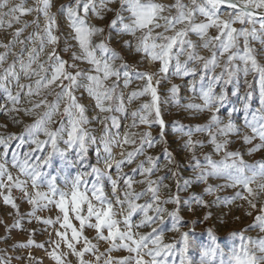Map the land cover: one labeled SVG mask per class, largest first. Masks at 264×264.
<instances>
[{
  "label": "snow or ice",
  "instance_id": "obj_1",
  "mask_svg": "<svg viewBox=\"0 0 264 264\" xmlns=\"http://www.w3.org/2000/svg\"><path fill=\"white\" fill-rule=\"evenodd\" d=\"M116 0H75L74 5H62L65 11L69 26L72 30V39L79 46L80 54L72 53L73 61L86 62L91 67L85 72L77 68L75 63L68 64L57 54L55 47L48 54L51 62V76H41L47 69L43 64H39V71H34L32 65L35 64L41 53L45 50V41L47 45L55 46L59 38L54 35L53 29L56 26V17L50 15L52 7L51 0H36L35 8H26L23 4L13 6L5 15L18 22L20 16L31 14L33 11L42 13L46 25L43 29L44 35L37 34L36 40L40 42L39 50L33 47L28 52V61L23 59L3 68L0 73V87H3L7 93L8 100L13 104L11 111H20L15 105L20 103V94L27 88L26 96H39L44 89H50L56 85L61 90L56 93L53 102L49 103L46 99L39 102H32V108L25 110V115H30L39 108L45 111L35 120L34 123L27 125L24 132L18 137L14 134L7 137H0V147L4 151L0 153V189H7L8 195L3 197L6 205L19 209L11 197L12 188H16L23 193L28 204L32 205V212L28 215L35 217L39 222L47 226L59 225L55 228V234L58 237L50 243L55 244L53 251L48 255L54 264H70L67 260L69 255L76 257L77 264H175V260H169V257L179 255V264H264V237L252 239L239 234L240 243L233 244L231 249L225 253L216 243V237L210 232V244L208 246L198 245L188 232L180 234V248L176 250L175 243H164V231L153 227L156 224L164 223V214L166 210L161 204H179V197L170 198L161 201L160 184L163 177L159 180H152L150 177L158 169V164L153 157L148 156L145 162L137 165L133 173L139 172L144 177L140 181H135L133 175L123 173L124 165H131L136 157L144 154V146L153 147L156 141L151 137L150 132L140 134V145L134 151H122L123 159L116 160L112 154L113 145L123 148L124 145H134L133 139L135 133H125L120 136L119 131L113 134L110 128H120V122L115 115H108L101 118L99 114L103 113H126L124 97L118 93L119 80L121 75L124 77V87L127 88L133 77L137 80L146 81L143 88L134 91L128 97V102L139 97L150 95L151 100L144 103L140 108L131 113L135 128L139 125L152 126L153 123L159 124L163 129L165 126L159 107L160 97L157 88L161 79H168L170 67H173V75L177 77L193 76L196 77L199 66L202 87L200 100L202 104H188L185 107L188 110L196 112L219 110L227 102L226 86L233 85L232 95H237L240 91V77L244 78L246 89H252L253 84L247 79L250 75L259 88L261 109L264 112V65L257 60V50L251 44L259 41L264 45V0H191L190 6L185 5L181 0H175L172 5L156 3L154 0H119V8L116 10L115 18L111 21L109 27L118 29V35H129L136 37L139 32L138 43L135 47L137 53L143 54L151 62H159V69L156 73L136 72L130 70L129 65L121 64L117 69L115 61L122 59L114 51H111L105 41L93 44L92 38L104 29L98 28L87 23L88 13L97 19H103V11H112L107 6L115 3ZM8 6V0H0V9ZM222 6H226L227 12L221 13ZM84 13L81 16L80 10ZM175 9V15H163L165 12L171 13ZM124 12L128 13L125 22ZM226 16V18H222ZM203 17V20L197 22V17ZM163 23H160V21ZM3 21L0 20V25ZM240 25L236 27L235 25ZM38 26V25H37ZM12 27V23L8 24ZM27 27V25H26ZM163 28V32H156V29ZM215 29V35H209V30ZM22 30L14 35L19 37ZM172 32L173 35H167ZM155 33V35H154ZM194 34L201 43L197 45L189 35ZM31 39V38H29ZM110 39V37L106 38ZM15 41H13L14 43ZM23 43V41H20ZM125 46L129 49L132 44L125 41ZM0 47L7 49L8 44H0ZM201 48L211 53L205 57L200 54L197 48ZM69 49H65L68 51ZM97 51L100 55L97 56ZM110 53V54H109ZM260 54H264V49ZM181 57L185 59L181 62ZM223 64L221 59L225 58ZM7 59V53L0 55V66ZM19 63V72L16 70V63ZM174 62V66H173ZM195 65L189 67V65ZM66 68H77L73 74ZM220 68L219 74L216 69ZM20 73L28 79L31 75L40 76L32 85L20 84ZM211 73L206 86L205 78ZM115 77L111 85L106 82ZM14 80L19 91L16 95L7 88L9 80ZM86 80L87 83L81 85L80 80ZM155 80V83H154ZM64 81L68 83L65 84ZM59 82V83H57ZM220 86L219 92L216 91ZM83 87L87 95L95 101V108L98 114L92 119L103 125L101 135H93L87 128L92 121L86 114V108L78 102L75 91ZM192 90H195L193 83ZM171 97L176 101L178 88L172 85L169 89ZM252 91H246L245 100L251 99ZM178 103V101H176ZM64 104L61 112V104ZM247 108V104H245ZM60 116L58 127L52 125L57 123L55 117ZM150 117L152 119H150ZM138 120V123H137ZM222 121L215 112L211 116L209 124L196 126L194 129L187 130L184 127H176V131L186 136L188 139L185 147L192 150L197 144L203 147L199 141L193 142L192 137L195 133L207 132L209 142L214 146V151L219 153L224 151V158L220 161H214L210 156H205V163L196 161L194 169L206 168L207 172H201L199 179L205 180L207 176L223 177L230 181L227 187L243 188L247 195L237 192L232 198H225L224 203L229 205L236 199L247 200L252 209L256 208L254 202L264 193V163L256 165L246 164L238 152L226 151L227 141L218 142L216 135L213 134V127L222 136L230 133H238L231 120L223 127ZM246 126L252 129L253 137H244V142L250 144L253 138L258 137L262 142L249 150V154L264 148V115L252 114L250 121L246 120ZM43 136L44 139H40ZM27 142L35 147L24 153L23 158L17 151L12 152L11 166L18 170L20 175L26 177L25 180L14 178L8 170L7 160L10 142L18 140L17 149ZM163 138V132H161ZM63 144L64 147H60ZM96 145V164L90 163L89 150ZM38 152L39 155H33ZM166 160L171 163L170 154L165 151ZM59 161V167H57ZM103 163V168L97 165ZM115 167L116 179H113L111 169ZM45 169H55L56 174ZM74 170V172H73ZM175 175V174H174ZM91 178V179H90ZM123 181V188L119 187L120 181ZM105 181L111 187L113 199H109L105 191ZM31 185L32 191H28V185ZM134 183L144 184L146 187L136 192L133 188ZM188 183L187 181L185 182ZM256 185L257 188L251 187ZM206 193L211 194L215 189L207 188ZM123 198H121V193ZM150 196V199L144 204L137 201ZM251 197V199H249ZM193 199L203 204L200 197ZM185 203H188L187 201ZM117 206L119 211H117ZM54 208L57 210L55 220L51 218L42 219L36 217L37 211ZM142 214L139 223L133 224L132 217L135 213ZM149 213H154L150 215ZM251 215V213H247ZM172 218L171 231L180 232V217L178 211L167 213ZM120 216L122 219H117ZM205 219H208L206 216ZM73 221L78 222V226ZM19 226V221H17ZM151 227V233L142 235L134 232V228ZM250 228H258L264 233V207L260 208V214L255 217V223ZM85 229H92L95 235L89 239L84 235ZM234 236L236 234H233ZM92 240L97 241L93 243ZM103 241L108 245L105 252H100L98 243ZM34 241L29 239L26 244H20L18 247H31ZM61 244L67 248V252H57ZM77 245H82L80 248ZM43 247V245H35ZM195 249L199 254L196 260L189 256V250ZM126 251L127 256L116 258L111 254L116 251ZM259 253V255H257ZM86 254H90L94 259L86 260Z\"/></svg>",
  "mask_w": 264,
  "mask_h": 264
},
{
  "label": "rangeland",
  "instance_id": "obj_2",
  "mask_svg": "<svg viewBox=\"0 0 264 264\" xmlns=\"http://www.w3.org/2000/svg\"><path fill=\"white\" fill-rule=\"evenodd\" d=\"M52 7L50 9V15L56 17V26L53 29L54 35L59 38L58 43L55 46L47 45L45 41V50L40 54L38 61L32 65L34 71H39V64H43L47 69V72H42L41 76H51V62L48 59V54L55 47L57 54L61 59L67 61V63L77 65V68L83 69L85 72L91 67L86 62L73 61L71 59L72 53L80 54L79 46L76 41L72 39V30L69 26L67 16L65 11L62 10V5H74L75 0H51ZM86 2V0H82ZM98 3L99 0H96ZM156 3H161L164 5H172L175 0H154ZM185 5H189L191 0H181ZM199 2V0H198ZM23 4L26 8H35L37 6L36 0H8V6L6 8L0 9V20L3 24L0 25V44H8L7 49L0 47V55L7 53V59L5 63L0 66V73H2L3 68H7L13 62L23 59L25 63L28 61V52L36 47L39 50L40 42L36 40L37 34L40 36L44 35L43 29L46 25V20L42 13H37L33 11L31 14L20 16L19 13L16 15L19 17V21L16 22L8 15H5L10 8L16 5ZM111 8L112 11H103V19H97L91 12L88 13L87 23L89 25L104 29L103 33L97 34L92 38L93 44H98L101 41H105L111 51H114L122 59L115 61L114 66L120 69L121 64L129 65L130 70H135L136 72H147L156 73L160 67L159 62H151L150 59L146 58L143 54L137 53L135 47L138 43V38L141 35L139 32L136 37L129 35H118V29L110 28L109 25L111 21L115 18L116 10L119 8V0L115 3L107 6ZM226 7L221 8V13L227 12ZM81 16L84 15L82 7L79 13ZM125 17V22L127 21L128 13H123ZM163 15H175V9L171 13L165 12ZM222 18L226 16L222 15ZM203 20V17H197V22ZM12 23V27H8L9 23ZM160 23H163L161 20ZM27 25V27H26ZM38 25V26H37ZM240 27V25H235ZM22 30L21 35L17 38L15 33ZM156 32H163V28L156 29ZM174 33L169 32L167 35H173ZM216 30L210 29L209 35H215ZM155 35V33H154ZM110 37V39H106ZM31 38V39H29ZM189 38L199 45L201 41L194 35L190 34ZM13 41H15L13 43ZM23 41V43H20ZM125 41H129L132 44V48L129 49L125 46ZM251 46L257 50V60L259 63L264 65V54H260L261 50L264 49V45H261L259 41L252 42ZM65 49H69L65 51ZM201 55L208 57L211 55L210 52L197 48ZM110 54V53H109ZM100 53L97 51V56ZM185 58L181 57V62ZM225 58L221 59V64H223ZM174 66V62H173ZM195 65L190 64L189 67ZM196 77L191 75L177 77L173 75V67H170L168 73V79H161L159 76L156 79H160V84L157 88L158 95L160 97L159 107L161 111L162 119L164 120L165 126L163 129L160 128L159 124L153 123L151 127L147 125H139L138 127H131L133 124V119L131 113L140 108L144 103H148L151 100L150 95H145L133 100L131 103L128 102V97L134 91H139L143 88L146 81L137 80L133 75L129 86L124 87V77L121 75L119 80L118 93H122L124 97V104L126 108V113H103L99 114L101 118L108 115H115L120 122V128H110L111 132L115 134L119 131L121 137L127 133H135L133 139L136 140L134 145H124L123 148L113 145L112 154L116 160H121V152L125 154L130 151H134L135 148L140 145V134L144 132H150L151 137L156 143L153 147L144 146V154L136 157L131 165H124L123 173L127 175H133L135 181H140L144 177L139 175V172L133 173V169L137 168L141 162H145L147 167V157L151 156L158 164V169L152 174L150 179L159 180L164 178L162 184H160V199L161 201L179 197L180 203L177 204H161L166 212L164 214V223L156 224L153 227H157L158 230L163 229L164 231V243H175L176 250L180 248V234L183 232H188L194 241L200 246H208L210 244L211 232L216 237V243L220 249L227 253L233 244L238 245L240 243L239 234H243L246 238L250 237L252 239H258L264 237V233H261L258 228H250V225L255 223V217L260 214V208L264 207V193L259 195V198L255 200L256 208L252 209L247 200L236 199L233 203L226 205L224 203L225 198H232L237 192L247 195L243 188L237 186L227 187L230 181L223 177L217 176H207L205 180H200L199 176L201 172H207L208 169H194L196 161H200L201 164L205 163V156H210L214 161H220L224 158V151L216 153L214 151V146L209 142V134L207 132L195 133L192 137L193 142L199 141L203 144L200 147L199 144L192 150L185 147L187 137L176 131V127L183 126L185 130L189 128H195L196 126H204L210 123L211 116L213 112L222 121L221 127L227 124L229 120L232 121L238 133H230L227 136H222L213 127V134L216 135L218 142L227 141L226 151L238 152L243 158L246 164L256 165L258 163H264V148L259 151L252 152L249 154V150L262 142L258 137L253 138L250 144L244 142V137H253L252 129L246 126V120L250 121L252 119V114L257 113L258 115H264V112H260V94L259 88L256 85L253 76H249L247 79L253 84L252 89H246L244 86V78L240 77V91L237 95H232L233 85L226 86L227 92V102L224 103L222 107L217 111L213 109L212 111L196 112L188 110L185 106L192 104H202L200 100L201 92V81L199 79L200 72L199 66ZM20 65L16 63V70L19 72ZM77 68H66V70L71 71L73 74ZM121 72L123 69H120ZM220 68L216 69V74H219ZM211 73L205 78L204 85L206 86L208 79H210ZM40 79V76L31 75L28 79L23 73H20V84L32 85L35 88L36 81ZM115 77L106 82V85H111L115 81ZM59 83V82H57ZM67 84V81H64ZM81 85L86 84L87 81L81 79ZM155 83V80H154ZM193 83H195V90H192ZM172 85H176L178 88V94L176 101L171 97L169 89ZM7 88L12 92L13 95L19 91L16 82L14 80H9L7 83ZM60 88L53 85L50 89H44L41 91L39 96L28 97L25 95L27 88H25L20 94V103L15 105L20 111H11L14 107L13 104L8 100L7 93L3 87H0V137H7L8 135L14 134L15 136H20L27 125L35 122V120L45 111V109L39 108L33 111L30 115H25V110L32 108V102H39L41 99H46L49 103L53 102L56 93L60 92ZM220 86L218 85L216 91L219 92ZM246 91H252L251 99L245 100ZM75 95L78 98V102L83 104L86 108V114L90 121H92L87 128L91 131L93 135L99 137L101 135V130L103 125L94 121L92 118L98 114V109L95 108V101L92 100L86 93L83 87L78 88L75 91ZM247 104V108L245 107ZM64 104H61V112L63 111ZM61 119L60 116L55 117L57 123L52 125L53 128L58 127V121ZM150 119H152L150 117ZM138 123V120H137ZM161 132H163V138H161ZM40 139H44L43 136ZM18 140H13L10 142L8 149L7 160L9 161L7 167L12 173L14 178H19L20 180H25L26 177L20 175L17 169L11 166L12 152L17 151L21 158H23L24 153L31 151L35 146L27 142V137H25V143L17 149ZM60 147H64L63 144ZM96 145H93L89 150L90 163L96 164ZM4 151L3 147H0V153ZM165 151L170 154L172 162L169 163L165 158ZM40 153L35 152L33 155H39ZM59 161H57V167H59ZM103 168V163L97 165ZM45 171H52L56 174L55 169H45ZM74 172V170H73ZM111 174L113 179H116L115 167L111 169ZM175 174V175H174ZM91 179V178H90ZM188 182L187 184L185 182ZM119 187L123 188V181H120ZM146 185L134 183L133 188L136 192L142 191ZM254 189L257 188L256 185H252ZM212 188L215 189L211 194L206 193L205 189ZM28 191L31 192V185H28ZM105 191L109 199H113L111 193V187L105 181ZM8 190L0 189V264H54V261L50 259L48 253L53 251L55 248L54 243L50 241H55L58 237L55 234V228L59 225L47 226L39 222L35 217H31L28 214L32 212V205L28 204L26 198H24L23 193L12 188L11 197L16 203L19 214L17 210L12 208L11 205H6L4 203L3 197L8 195ZM121 198L122 196V192ZM193 197H200L203 200V204L197 203ZM150 199V196H146L141 200L137 201L139 204H144ZM251 199V197H249ZM188 203H185V202ZM117 211L119 207L117 206ZM178 211L180 217V232L171 231V225L173 223L172 218L167 215V213ZM251 213L248 215L247 213ZM154 215V213H149ZM57 215V210L54 208L45 209L43 211H37L36 217L42 219L51 218L55 220ZM208 219H205V217ZM117 219H122L118 216ZM142 219V214L139 212L135 213L132 217L133 224H137ZM17 221H19V226H17ZM74 224L78 226V222L73 221ZM134 232H139L142 235L151 233L152 228L145 226L142 228H134ZM233 234H236L235 236ZM85 236L89 239L95 235L94 230L85 229ZM31 239L34 241L31 247H18L20 244H26L27 241ZM93 243L97 241L92 240ZM43 245V247H36L35 245ZM82 245H77L80 248ZM99 251L105 252L108 245L103 241L98 243ZM57 252H67V248L61 244L60 249H56ZM113 257L121 258L127 256L126 251L120 250L113 252L111 254ZM259 255V253H257ZM189 256L199 259V254L195 249L189 250ZM86 260L94 259L90 254H86ZM175 260V264H179V255H174L169 257V260ZM67 260L70 264H77L76 257L69 255ZM103 264V261H101Z\"/></svg>",
  "mask_w": 264,
  "mask_h": 264
},
{
  "label": "water",
  "instance_id": "obj_3",
  "mask_svg": "<svg viewBox=\"0 0 264 264\" xmlns=\"http://www.w3.org/2000/svg\"><path fill=\"white\" fill-rule=\"evenodd\" d=\"M223 7H226V6H223Z\"/></svg>",
  "mask_w": 264,
  "mask_h": 264
}]
</instances>
